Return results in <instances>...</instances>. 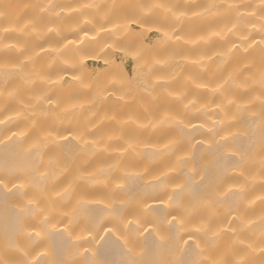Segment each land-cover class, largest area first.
I'll return each mask as SVG.
<instances>
[{
    "label": "bare ground",
    "instance_id": "bare-ground-1",
    "mask_svg": "<svg viewBox=\"0 0 264 264\" xmlns=\"http://www.w3.org/2000/svg\"><path fill=\"white\" fill-rule=\"evenodd\" d=\"M201 262L264 264V0H0V264Z\"/></svg>",
    "mask_w": 264,
    "mask_h": 264
},
{
    "label": "rangeland",
    "instance_id": "rangeland-1",
    "mask_svg": "<svg viewBox=\"0 0 264 264\" xmlns=\"http://www.w3.org/2000/svg\"><path fill=\"white\" fill-rule=\"evenodd\" d=\"M96 7H97V9L100 7V5H96ZM68 12H70V11H68ZM103 13V12H102ZM102 13H100V11H98V10H88L87 11V14L89 15V16H91V17H96V18H104L105 16H103L102 15ZM64 15H65V13H61V14H59V19L57 20V21H55V23L52 25V30L50 31L51 33H55V34H57V35H59V34H61V33H59V30L57 29L59 26H61V27H63V24H62V21H63V18H64ZM108 18V17H107ZM74 34H76V32H73V34L72 35H74ZM152 34H149L148 35V38L151 40V42L153 43L155 40H157L158 39V41H160L161 39H159V38H161L160 36H159V38H158V36H156V35H152ZM156 42V41H155ZM154 42V43H155ZM58 49V48H57ZM122 60H123V63H124V66L127 68V70H131V68H132V59H131V57L130 56H122V58H121Z\"/></svg>",
    "mask_w": 264,
    "mask_h": 264
},
{
    "label": "snow or ice",
    "instance_id": "snow-or-ice-1",
    "mask_svg": "<svg viewBox=\"0 0 264 264\" xmlns=\"http://www.w3.org/2000/svg\"><path fill=\"white\" fill-rule=\"evenodd\" d=\"M153 7L159 8V7H164V6L160 5V4H157V5H154ZM201 264H206V262H201ZM213 264H215V262H213Z\"/></svg>",
    "mask_w": 264,
    "mask_h": 264
}]
</instances>
